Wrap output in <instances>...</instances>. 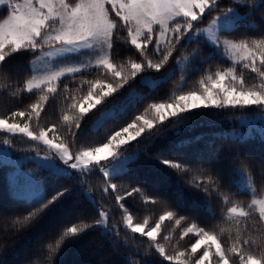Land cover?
I'll use <instances>...</instances> for the list:
<instances>
[{"label": "snow or ice", "instance_id": "6c2138e0", "mask_svg": "<svg viewBox=\"0 0 264 264\" xmlns=\"http://www.w3.org/2000/svg\"><path fill=\"white\" fill-rule=\"evenodd\" d=\"M0 173V264H264V0H0Z\"/></svg>", "mask_w": 264, "mask_h": 264}, {"label": "trees", "instance_id": "16d2710c", "mask_svg": "<svg viewBox=\"0 0 264 264\" xmlns=\"http://www.w3.org/2000/svg\"><path fill=\"white\" fill-rule=\"evenodd\" d=\"M226 129L231 130L232 124L231 121H224V125H223ZM196 132L199 131H206V129H196ZM3 184H4V178H3V174L0 173V190L3 189Z\"/></svg>", "mask_w": 264, "mask_h": 264}]
</instances>
